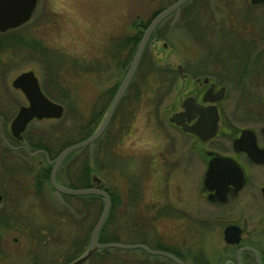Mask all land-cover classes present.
Returning a JSON list of instances; mask_svg holds the SVG:
<instances>
[{
  "label": "rangeland",
  "instance_id": "374dc122",
  "mask_svg": "<svg viewBox=\"0 0 264 264\" xmlns=\"http://www.w3.org/2000/svg\"><path fill=\"white\" fill-rule=\"evenodd\" d=\"M170 1L36 0L28 20L0 32L1 135L9 133L11 117L17 106L25 103L22 93L10 85L21 70L32 69L42 91L63 105L56 119L28 122L22 141L9 134L15 148L3 147L0 142V264H63L82 249L78 236L89 232L84 211L91 213V226L102 200L91 196L90 205L84 206L77 196L55 194L47 179L55 150L97 126L129 62L140 28L155 9ZM220 1L225 0H186L159 21L131 82L116 103V117L112 116V122L91 144L67 152L56 168V180L70 186L68 183L78 184L76 172L86 164L102 178V185L111 190L116 201L120 198V207L126 209L117 221L120 242L134 239L132 234L126 235V228L132 230L133 223L147 226L152 218L130 220L132 216L127 214L133 207L132 192L155 197L168 191L173 202L185 188H193L198 178L199 163L185 150L183 135L166 120L169 111L178 107V98L189 89L177 94L178 84L174 85L171 74L160 67L168 55H175L194 74L219 69L222 76H228L230 86L221 105L231 125L248 126L257 135L264 123V83L244 86L236 82L244 76L247 62L243 59L249 46L253 58L249 66L256 72L264 62V7L249 5L247 0H229L225 5ZM225 14L242 22L243 17H249L255 31L233 35L226 23L216 22ZM9 33L21 40H8ZM232 50H238L239 55H230ZM94 114L101 117L89 130ZM52 129V138L44 139L46 131ZM115 136L118 138L110 143ZM29 139L32 143L37 139L50 143L52 139L53 151L33 149ZM19 144L23 146L16 147ZM250 165L254 180L262 181L264 166ZM44 169L46 173L40 174ZM194 193L193 189L187 192ZM69 209L75 210L78 224L71 221ZM178 222L174 212L154 216L155 228L147 226L146 230L157 239L149 237L147 241L152 244L164 237H178L180 229L173 225ZM105 251L104 264L150 262L148 255L136 249ZM84 264L93 263L89 260Z\"/></svg>",
  "mask_w": 264,
  "mask_h": 264
},
{
  "label": "flooded vegetation",
  "instance_id": "af4514ba",
  "mask_svg": "<svg viewBox=\"0 0 264 264\" xmlns=\"http://www.w3.org/2000/svg\"><path fill=\"white\" fill-rule=\"evenodd\" d=\"M247 2L249 3V5H258V6L264 7V1L257 2V3H250L247 0ZM220 3L225 5L227 3H230V1L229 0H225L224 2L220 1ZM243 18L245 19L242 22V21H239L238 19H235V18L233 19V17L229 14H225L224 17L218 16L216 19V22L226 23L228 27L230 28V30L232 31V34L238 35V37L243 36L245 34L247 35L253 34V32L255 31V28L253 29L252 21L249 20V17L248 18L243 17ZM261 20L262 22H264V18H261ZM11 28H14V27H11ZM11 28H7L4 31L6 32L8 29H11ZM154 29L151 33V36H154ZM248 29L250 33H246ZM12 37L14 40L20 39L16 35H11V33H9L8 40L12 39ZM27 43L28 42L26 41V44ZM34 44L36 47H40L38 46V43L36 41L34 42ZM248 48H247L246 56L243 59V61L246 60L247 62V64L244 66L245 68L244 76L242 79L236 80V82L238 85H244V86H246L248 82L264 83V62L263 64H261V68L259 67V69L255 72V69L249 66V63L253 60V58L251 57L250 51L248 50ZM39 49L41 50L42 48H39ZM262 53L264 54V52ZM230 55L237 56L239 55V52L238 50H232V53ZM168 56H169L168 60L164 62L162 65H160V67L167 70L171 74V77L169 76L170 80L173 81L174 85L178 84L179 88H181L179 93L185 88L187 87L189 88V89H186L183 92V95L181 96L194 93L195 94L194 98L197 102H200L203 105H206V104L215 105L216 110L219 115L218 121H217L218 127H217L216 132L212 136H210L209 138L205 140H200L194 134L188 131L182 130L179 125L169 122L167 120L168 114L166 115L167 122L170 125L174 126V128H176L183 135L184 140H185L184 148L185 150L187 149L186 150L187 153L189 152L191 156L190 158L192 159V156H193L195 163L196 162L199 163L200 169H199L198 178L195 181V185L193 188H185L184 192L181 193L180 196L176 198L173 202L171 201L172 198L170 199L168 191L164 192L163 194H157V196L155 197H151V196L144 197L142 196L141 192H136V193L132 192V195H133V198H132L133 205L132 206L133 207L131 209L130 214H127V216H132L130 219L131 221H134V220L142 221L143 216H152V218H149L150 223L147 226L150 228L151 227L155 228L154 216H157V215L164 216V215H169L171 212H174L178 215L179 222L173 225H175V228L178 227L180 229V232H179L178 237H170V238L164 237V239L161 242L155 241L154 243L150 244L147 240L149 237L152 240L157 239L155 234L152 233L148 235V231L146 230L147 226H145L144 224H140V223H133L132 230H130L129 228L128 229L126 228L125 233L126 235L132 234L134 239L130 242H121V243L139 244V245L145 246L149 250H154V251H159V252H150L142 248L141 246H135V247L123 248V249H136L137 251L139 250L145 253L146 255H148L150 258L149 260L150 262H144L142 264H264V179L262 181H258L257 179L254 180V176L250 172V166H251L250 164L258 165L260 167V166H264V163H259V162H255L251 160L244 151L234 150L231 144L232 139L238 135L240 129L242 127H248V126L235 127L226 121V117L223 114L224 111L221 105V101L224 98L226 89L228 88V86H230L229 81H228V76L226 75L222 76L220 74L222 71L219 69L205 70L203 72L199 70L196 74H194L195 72L194 71L191 72L189 69H187L184 63L177 61L175 59L176 58L175 55H168ZM218 62L224 65V62L221 59ZM177 64L180 65V68H181L180 72H178V69L176 66ZM154 66L155 64L153 65V67ZM230 66L231 64L229 62L226 63L227 71L228 70L230 71L229 69ZM216 67L220 68L219 66H216ZM125 69H126V66L124 67L123 72L125 71ZM25 70H31L33 72L32 69H25ZM25 70H21V71H25ZM34 76L36 77L35 74ZM132 77H133V74L130 78L129 83L131 82ZM119 82L115 83V89L112 93L111 98L113 97L114 92ZM220 88L222 89V92H220V98L216 100H203V96H204L203 94L207 89H209L208 91L209 93L207 94L206 97L213 98L218 95L217 90ZM13 89H17L21 92L19 88L13 87ZM23 97L25 99V103L19 104L14 114L16 113L20 105L27 104V100L24 95ZM47 97L53 100L49 95ZM121 98L122 96L119 98V100ZM53 101L60 103L56 100H53ZM178 104H179L178 108L172 109L171 111L181 109L179 101H178ZM108 105H107V108H108ZM116 106L117 104L113 108L105 127L102 129L101 133L98 136H100L108 127L107 125L110 122H112V116L115 115L116 117V114H115L116 112H114ZM244 114H248V113H244ZM1 115L2 114H0V121L2 117ZM103 116L102 117L99 116L98 120L101 117L100 119L101 121ZM43 118L56 119L58 117H43ZM33 119H41V118L32 117L28 122H30ZM10 121L8 123L9 133H7V135H4V136H2L0 133V142L2 143V145L1 144L0 145L3 147L9 148V149L15 148V146H12L9 142L10 141L9 134L12 135L10 131ZM184 121H185V118H184ZM28 122L26 123V125L28 124ZM26 125L24 129L20 131L19 138L12 135L13 138H15L18 141H22L23 139L22 132L25 130ZM261 125H259L257 135L256 133H254L252 129L251 130L255 138L256 145L258 147L264 148V132L260 130ZM93 127L90 126L89 130L92 129ZM113 127L115 128L117 127V122L113 123ZM94 128H96V126ZM93 130L89 131L82 138L89 135ZM53 131L55 130L52 129L51 131H46V133L44 134V139L48 137L52 138ZM27 135L28 134H26V136ZM82 138H79L78 140ZM117 138L118 137L115 136V138L111 140L110 143H113L115 139ZM29 140L30 142H28V144L33 149L53 151L51 148L53 146L52 139L50 143L42 142L40 139H37L33 143L31 142V139ZM78 140H75V141H78ZM75 141H72V142H75ZM72 142H67L66 144L58 145L59 147L60 146L61 147L60 148L57 147V149L55 150V152L57 151L56 154L62 147ZM85 145H89V144H85ZM22 146L23 145L19 144L16 147L19 148ZM215 155H228L232 157L243 169V178H242L243 180L241 182V186L237 188L235 191H233V193H231L230 190H233V188L235 187L234 185L238 183L237 181L238 179L235 177H232V178H235V181H233L231 178H229V175L233 174L234 170L232 169L225 170V172L227 173L226 176H221L219 178L216 176L205 178V171H206L208 159ZM54 158H53V161H54ZM53 161H52V164H53ZM218 168L224 169L222 164L218 165L215 168V171ZM227 169H229V167H227ZM49 171L50 169L48 170V176H47L48 183H49ZM218 171H221V170H218ZM55 173H56V170H55ZM77 173L79 174V177L76 180L78 184L68 183L70 186H65V187L96 186L103 190H106V188H108L105 186V184L102 185L103 183L102 178L92 173V171H90L89 168L86 170H82V171L78 170L76 174ZM40 174L44 175V171ZM93 176L95 178H98L97 183H95L96 181L93 179ZM54 178H55V181L58 184H60L56 180L55 174H54ZM41 179L39 178L40 181ZM83 183L85 185H82ZM165 186L167 189V185ZM191 189H193L195 193L192 195L187 194V192H190ZM54 192L56 195H59L60 197L65 196V195L77 196L83 202L84 206H86L87 204L90 205V201L92 200L91 196L92 198H100L102 200V197L96 193L65 194V193H60V192L57 193L55 189H54ZM1 197H2V194H0V200H1ZM108 198H109V205H108L107 212L101 224L99 225L98 230L96 231V235H95L96 243H100V244L105 243V242H120L119 240L120 238L118 237L119 231L117 229V225H118L117 221L119 219V216L124 212V210H126L120 207V205L122 204V201H120V198H118V201H115L114 199H112V197L109 194H108ZM69 210L71 211V221H76L78 224V221L76 219L75 210H72V209H69ZM100 210L101 208L99 209L95 220L97 219L100 213ZM84 215L85 217L83 221L88 222L87 227L89 228V232L85 237L84 235L78 236V238L80 239V243L82 244L81 246L83 247L81 250H79V252H77V254L74 257H72L69 260H72L73 258L82 254L88 248L90 233H91L95 220L90 226L91 213L90 212L85 213L84 211ZM130 224H126L127 227ZM107 248H115V247L97 246L85 258V260H83L79 264L87 263L89 260H92L93 264H104V261H105L104 259H106V257H104V251ZM160 251L164 252L165 254L161 253ZM115 259H121V258L115 257ZM69 260H67L65 263H67ZM31 264H36V263L33 262Z\"/></svg>",
  "mask_w": 264,
  "mask_h": 264
},
{
  "label": "water",
  "instance_id": "95a60500",
  "mask_svg": "<svg viewBox=\"0 0 264 264\" xmlns=\"http://www.w3.org/2000/svg\"><path fill=\"white\" fill-rule=\"evenodd\" d=\"M185 0H174L170 4L159 10L146 24L143 29L141 36L136 44L130 61L127 64L126 70L115 90V93L108 105V108L99 122L97 127L86 137L75 141L73 143L67 144L62 147L56 154L53 164L49 171V183L58 193L65 194H82V193H96L102 197V206L100 213L95 220L89 238V244L86 251L65 264H79L97 247H118V248H131L135 246H141L150 252H159L154 250H149L143 245L132 244V243H121V242H105L96 243L95 235L101 224L109 205L108 194L105 190L100 189L96 186L91 187H65L58 184L55 181L54 174L55 170L60 163L63 156L70 150L83 146L85 144H90L105 127L113 108L118 102L119 98L123 94L135 68L140 58L141 52L144 45L153 31L155 25L158 21L164 17L169 11L176 8ZM251 2H257L261 0H250ZM36 0H0V32L6 30L7 28L15 27L22 22H24L30 16V13L35 5ZM178 72H180V65L177 64ZM12 87L19 88L27 100V104L20 105L10 121V131L13 136L19 138L20 131L24 129L26 123L32 118H43V117H59L62 114L63 107L60 103H57L50 98H48L40 89L36 77L31 70H25L17 73L10 82ZM179 90V88H178ZM209 89L204 92L203 100H216L220 98V92L222 89H218V95L215 97H206ZM195 94H186L185 96H180L178 101L180 102L181 109L171 111L167 120L173 124L179 125L182 130L188 131L200 140H205L212 136L218 127V112L214 104L203 105L195 100ZM179 106V104H178ZM178 108V107H177ZM185 118V121H184ZM260 130L264 132V124L261 126ZM234 150H243L247 156L259 163H264V148L258 147L255 143L254 136L250 128L244 127L239 131L238 136L234 137L231 142ZM222 164L224 169L215 168ZM229 167V169H227ZM234 170L233 174L229 175L233 181L237 178L238 183H236L233 188L235 191L241 186L243 178L242 167L230 156L228 155H215L208 159L205 178L208 177H221L226 176L225 170ZM221 170V171H218ZM228 176V175H227ZM235 177V178H232ZM93 179L97 183L98 178L93 176ZM230 179V180H231ZM161 253H164L160 251ZM165 254V253H164Z\"/></svg>",
  "mask_w": 264,
  "mask_h": 264
},
{
  "label": "trees",
  "instance_id": "16d2710c",
  "mask_svg": "<svg viewBox=\"0 0 264 264\" xmlns=\"http://www.w3.org/2000/svg\"><path fill=\"white\" fill-rule=\"evenodd\" d=\"M160 8L158 7L157 9H155L154 11H153V14L152 15H154V13H156L158 10H159ZM147 22V21H146ZM146 22L143 24V26L142 27H144L145 26V24H146ZM142 27L140 28V31H139V34H140V32H141V29H142ZM138 34V35H139ZM137 35V39H136V41H135V36H133L131 39L133 40V43H134V41L135 42H137V40H138V38H139V36ZM98 117H99V115H96V114H94V115H92V117L90 118V122H91V127L96 123V121L98 120ZM66 144V143H65ZM86 169H88L87 168V165L85 164V165H83V166H81L80 168H79V170H86ZM46 171H47V169H44V174L46 173ZM78 172V171H77ZM82 185H85L84 183L82 184ZM106 191L108 192V194L112 197V199H114L115 201H116V199L114 198V196H113V193L111 192V190L109 189V188H106Z\"/></svg>",
  "mask_w": 264,
  "mask_h": 264
}]
</instances>
